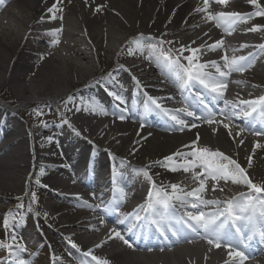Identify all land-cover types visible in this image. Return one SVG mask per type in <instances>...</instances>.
<instances>
[{"label": "bare ground", "instance_id": "6f19581e", "mask_svg": "<svg viewBox=\"0 0 264 264\" xmlns=\"http://www.w3.org/2000/svg\"><path fill=\"white\" fill-rule=\"evenodd\" d=\"M70 1L72 3L74 0ZM75 2L81 11L72 16L66 10V7L70 6L69 0H59V2L58 0H4V3L0 4V97L16 105L29 107L30 113L28 118L21 117L22 121H20L13 113L0 106V130L4 135L3 139L0 138V205H5L10 200L21 201L25 194L32 201V194L35 193L36 202H32L34 209L44 221L52 223V227L47 226L46 233L20 232L23 241L19 244L25 246L30 241L42 239L46 249L75 259L78 253L72 247L60 246L61 243L64 244L65 239L77 240L86 248L90 247L94 240L102 238L100 249L101 252H109L106 259L110 264H226V262L231 264L228 253H223L224 248L213 250L206 240L197 238L182 239L168 248L153 246L149 248L143 245L138 247L141 252L133 251L122 240L111 234L110 230L115 228L114 226L118 227V232L122 229V224H118L116 217L104 212L72 208L69 204L70 199L66 200V197L58 192L60 189L69 190L89 199H93V196L87 191L89 188L83 189L80 182L74 179L80 173L76 170L77 163L72 161L71 154L65 151L60 127L41 126V120L37 117V106L44 105L41 100L43 97H53V103L62 114L92 140L93 145L90 146L102 147L101 153L108 162L117 155L126 158L122 165L131 172L128 174V182H125L124 192L131 202L147 196L150 189L151 183L140 171L141 169L148 171V175L152 177L157 187H164L167 191H171V184L179 185L185 192L197 187L191 172L185 173L182 169L172 172L168 167L162 166L165 163H172L165 161L164 158L177 152L184 155L175 157L174 162L193 159L188 154L195 148L223 152L236 160L254 183L264 184V147L254 148L256 144L264 145V137L255 135L254 129L251 130L244 123L241 124L238 118L234 119L226 105L218 104L215 107L214 113L219 123L210 125L203 119L184 120L188 126L181 131L178 125L157 126L152 121H143L138 115L119 113L122 111L114 107L99 114L100 111L95 108L94 96H87L85 99L81 97V94L84 95L90 89L103 84L118 95H127L130 92L129 94L135 98L138 95V99L143 101L147 97L138 91L140 86L151 94L165 93L169 100L188 102L182 91H177V95L173 86L159 77L152 68L155 58L152 56L149 44L161 45V43L140 36L138 33L160 34L166 42H172L168 44L176 54L182 45L197 48L202 42L205 45L197 48L199 51L196 62L207 64L208 67L204 69L206 71L215 69L210 63L215 61L222 70L227 71L223 69V56L239 57L240 54H235V50L248 46L253 41L259 42V46L262 45L258 33L264 31V16L256 15L258 9L249 0H229L227 5L210 0L209 10L212 12L235 11L247 17L246 21L237 22L229 34L222 28H216L214 23L205 22L203 13L194 11L197 7H203V0H76ZM259 2L264 6V0ZM54 3L61 11L54 10V13H49L47 10ZM97 7L100 8L99 11H96ZM53 15L55 19L52 18ZM253 27H258L259 30L250 31L249 29ZM53 29H62L58 36L60 43L57 46L52 45V40L56 37L48 34ZM80 30H84L83 35L87 37V43L93 50L92 55L99 59H106L107 55L115 54L117 42L122 37L125 39L130 37L127 42L129 47L137 46L134 41L145 44V47L140 49L136 47V50L132 51L133 54L126 59L127 64L115 67L110 72L111 77L106 76L107 79L105 77L95 85L69 93V89L66 90L67 82L64 83L63 80L66 69H74L81 76V80L71 86L80 87L85 79L96 73L92 55L86 53L85 48L70 44L80 34ZM37 35H40L41 40L36 39ZM3 39L8 42L5 43ZM217 41H223V46L211 50L209 46ZM190 54L185 52L183 55ZM257 54L264 55V50L258 47ZM246 58L244 63L253 60L252 56ZM158 67L160 68V65H157ZM250 70L251 72L248 73L233 71L225 78L227 87L224 97L227 100L240 104L241 101L264 96L263 86L252 82L264 83V58L257 60ZM230 82L240 85L243 89L230 85ZM121 83L123 86L130 85L129 91L120 90L118 85ZM69 97L72 98L71 101ZM77 107L80 111H76ZM48 108L51 109V106ZM221 110L231 116L228 129L223 126L228 122L222 120L224 116ZM120 116L125 118L121 120ZM193 124L196 127H191ZM31 126L33 129L30 128ZM209 129L215 131L213 138L208 135ZM240 129L244 131L237 136L236 133L240 132ZM229 132L232 135H229ZM69 137L72 144L77 143L79 147L87 144L86 141L80 143L72 135ZM240 140H243L242 144L239 143ZM49 159L59 160L60 165L54 167L45 165V160ZM157 161L161 163L157 164ZM194 171L199 172L200 169L196 168ZM140 177H144L149 184L145 185V180ZM92 186L99 187L98 183ZM239 189L245 192L238 193L233 199L240 202L244 199L242 194L246 195L250 191L246 185L209 179L201 195L205 200L218 202L209 205H217L220 203V196H228ZM208 208L207 205L200 206V210L211 212L207 210ZM101 219L104 220L103 224ZM244 252L248 257L244 264H264V252L259 250L253 260L250 255L257 250L247 249ZM205 255L207 262L203 263L202 258Z\"/></svg>", "mask_w": 264, "mask_h": 264}, {"label": "snow or ice", "instance_id": "6c2138e0", "mask_svg": "<svg viewBox=\"0 0 264 264\" xmlns=\"http://www.w3.org/2000/svg\"><path fill=\"white\" fill-rule=\"evenodd\" d=\"M59 2V0H58ZM217 3L221 5H227L229 0H216ZM249 2L256 6L258 9L256 15L264 16V6H262L259 0H249ZM4 0H0V4H3ZM210 0H203V7H197L194 11L197 13H203V19L205 22L214 23L215 27L224 29L225 32L230 34L234 25L239 21H246L247 17L239 12H212L209 10ZM54 10L61 11L57 9V4L54 3L50 8H48L49 13H54ZM100 8L97 7L96 11H99ZM55 19V15L52 16ZM43 20V18H42ZM250 31L259 30L258 27H253L249 29ZM62 29H53L48 34L56 37L52 40V45L57 46L59 41V33ZM137 44V48H142V45L139 41H134ZM131 43V42H130ZM167 43H172L171 41H167ZM193 43H195L193 41ZM223 46V41H217L215 44L210 45L211 50H215ZM261 50H264V44L259 46ZM199 49L192 48L188 46H181L177 50V59L173 61V63H179L181 57L187 61V67H184V73L186 74V84H190L193 82H198L205 89L215 94L216 99L223 98V92L227 87L226 77L230 72L237 71L243 73L245 71V63L247 60L246 57H232L229 58L227 55L223 56L222 59L224 61L223 69H227V71L222 70L221 66L217 65L215 61L210 62L211 66L215 68V71L218 75H212L206 71L205 68L208 67L207 64L197 63V52ZM185 52L191 53L190 55L184 56ZM133 54L131 50V46L129 47V55ZM171 59V57H169ZM111 77V73L108 74ZM107 79V77H106ZM116 100L123 102L121 96L116 93H112ZM71 101V97L68 98ZM197 99H200L199 95ZM148 100L152 105H155L156 108L160 109L163 114L169 119H171L175 125L179 126V130L183 131L185 127L188 125L186 122L180 118V113L185 114L188 117H195L196 119H203L208 124L219 123L220 121L216 120V114L208 107L207 104L201 99L200 103L203 104L204 109L206 110L204 116H197L195 112L190 111L187 106L176 109L174 111L169 110L167 108H162L157 99L153 97H148ZM231 102L228 100H224V104L227 106ZM242 104H247L250 111H245L244 116H250L253 112L256 111L258 105H264V96L257 98L252 101H241ZM76 111H80V108L77 107ZM221 114L224 116L225 120H228L229 123H224V128L228 129L230 127L231 116L221 110ZM121 120L125 117L120 116ZM67 122V121H65ZM143 127V124L141 125ZM191 127H196L195 124L191 125ZM244 129H240V132H237L236 135L239 136ZM229 135H232L229 132ZM255 135H264V133H255ZM195 143V142H194ZM239 143H243V140H240ZM264 147V145L256 144L254 148ZM184 154L177 152L173 155L167 156L164 158L167 162H172L170 164L165 163L162 164L164 167H168L170 171L176 172L178 170H183L185 173L191 172L192 179L197 183V187L193 188L191 191L185 192L179 185L171 184V191H167L164 187H157L155 182L152 181V177L148 175L147 171L141 169L144 175L147 177L152 187L148 192V206L147 210H150L154 216H158V206H162L165 210H167L172 202H179L181 206L185 204H189L191 208L196 209L194 212H185L184 217H182V221L184 225H186L193 232L198 235L202 232V238L207 241V243L215 248H225L228 250L229 260L231 264H244L245 260L248 259L245 252L242 250L244 247H247L248 244L245 243V232L244 229L240 225V221L248 220L251 223V217L247 215L249 209H253L256 207L257 203L264 205V199H262V194H264V184L254 183L249 176L246 174V170L234 159L226 156L223 152L219 151H209L208 148H195L188 155L193 159H184L182 162H174L175 157H181ZM251 158H249V161ZM157 164L161 162L157 161ZM250 166V165H249ZM199 168L200 171H194V169ZM220 181L224 180L225 182L231 181L233 184H244L250 190L248 194L244 195L245 203L241 204L236 199L230 200L227 202L226 207L223 210H218L215 212H204L200 210L201 205H209L218 203L216 201H209L203 199L201 193L205 191L206 181L207 180ZM215 187V185H214ZM255 194V195H253ZM121 198L123 197V191L120 192ZM192 198L189 200V198ZM32 202H36V194H32ZM97 208L100 206L97 205ZM105 212H108L109 209L105 208ZM115 211H119V209H115ZM260 216L264 217V210L260 212ZM186 217V219H185ZM137 220H140L141 217L139 215L136 216ZM122 223L123 221H119ZM101 223H104V220L101 219ZM153 223L157 225V231L161 236H165V231L160 226V220L154 219ZM5 226L8 225V216L6 214L4 218ZM229 224L231 229H234V232L229 229ZM255 228L256 226L253 225ZM172 231L173 236H179V231L174 229H169ZM111 234L120 240L124 241L129 247L132 245L118 232L115 228L110 230ZM257 232L253 231L251 234L247 235V241H251L255 238ZM258 234L262 241H264V228H260ZM111 238V236L109 237ZM15 235L12 236V240L15 241ZM72 248H76L79 251V248L76 243L69 240ZM100 245H97L99 247ZM8 247H12V245H8ZM15 247L19 248L20 251H23V247L20 245H15ZM86 256L91 255V250L85 253ZM91 259L95 262V264H108L107 260L99 259L98 257L92 255ZM14 264H26L23 259L19 257L16 258ZM227 264V262H226Z\"/></svg>", "mask_w": 264, "mask_h": 264}, {"label": "rangeland", "instance_id": "374dc122", "mask_svg": "<svg viewBox=\"0 0 264 264\" xmlns=\"http://www.w3.org/2000/svg\"><path fill=\"white\" fill-rule=\"evenodd\" d=\"M74 11H75V7H71V12H69V13H74ZM4 42L5 43H7V41L4 39ZM96 64V63H95ZM72 71L71 69H68L67 71H66V74H63L64 76H63V80H64V83L65 82H69V84H72L74 81H77V80H79L80 79V77H79V75L78 74H75V73H71V72H69L68 73V71ZM66 86H69V85H66ZM1 89V88H0ZM42 117H43V119L45 118V117H48L47 118V121H45L47 124H55L57 121H53V120H51V118L48 116V115H46V113H42ZM19 190H17V192H18ZM25 202H27V201H23V203H25ZM10 204L8 205V206H10L11 204H13V203H11V201L9 202ZM11 207V206H10ZM22 206L21 205H19L18 207H16L14 210H13V212H12V214H10L11 216L9 217V219H15L16 217H19L20 216V213H21V210H22V208H21ZM22 212H23V210H22ZM3 212H1V215H3L2 214ZM26 216H28L29 215V213H27V211L25 210L24 212H23ZM23 214V215H24ZM17 219V218H16ZM17 223V221L15 222V224H13L12 226H13V228H15L14 230L16 231V230H18L19 229V226H21V223H19V224H16ZM19 225V226H18ZM8 230H9V228H8ZM6 232V226L5 225H2V226H0V236H5V233ZM0 250H2L3 251V248H2V246L0 245ZM141 258H143V256H140ZM34 263V262H33Z\"/></svg>", "mask_w": 264, "mask_h": 264}]
</instances>
